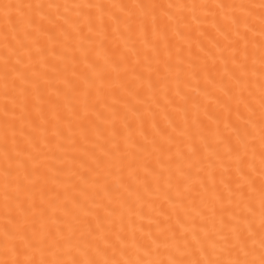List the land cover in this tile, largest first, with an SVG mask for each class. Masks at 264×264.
Masks as SVG:
<instances>
[{
  "label": "snow or ice",
  "instance_id": "1",
  "mask_svg": "<svg viewBox=\"0 0 264 264\" xmlns=\"http://www.w3.org/2000/svg\"><path fill=\"white\" fill-rule=\"evenodd\" d=\"M0 264H264V0H0Z\"/></svg>",
  "mask_w": 264,
  "mask_h": 264
}]
</instances>
